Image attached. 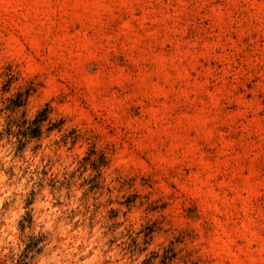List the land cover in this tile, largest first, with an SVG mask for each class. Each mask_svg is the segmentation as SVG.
Listing matches in <instances>:
<instances>
[{
	"label": "rangeland",
	"instance_id": "rangeland-1",
	"mask_svg": "<svg viewBox=\"0 0 264 264\" xmlns=\"http://www.w3.org/2000/svg\"><path fill=\"white\" fill-rule=\"evenodd\" d=\"M0 264H264V0H0Z\"/></svg>",
	"mask_w": 264,
	"mask_h": 264
}]
</instances>
